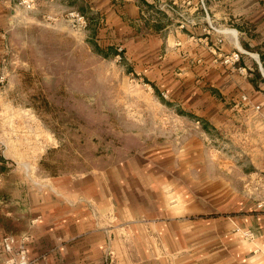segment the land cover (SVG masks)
Masks as SVG:
<instances>
[{
  "label": "crops",
  "instance_id": "crops-1",
  "mask_svg": "<svg viewBox=\"0 0 264 264\" xmlns=\"http://www.w3.org/2000/svg\"><path fill=\"white\" fill-rule=\"evenodd\" d=\"M210 4L36 0L25 11L16 0H0V77L9 63L41 49L38 35L50 38V54L63 41L73 50L79 33L66 14L78 11L90 26L95 13L105 36L137 44V65L154 90L167 92L165 106L182 112L173 117L185 126L188 116L201 122L189 130L167 124L160 146L82 174L44 178L41 125H25L33 115L0 110V239L23 241L29 264H264V210L246 187L264 175V3L230 0L228 15L238 23L222 37L210 29ZM182 9L192 15L180 27L194 28L176 43L160 33ZM217 51L240 52L230 72ZM4 259L0 253V264Z\"/></svg>",
  "mask_w": 264,
  "mask_h": 264
},
{
  "label": "rangeland",
  "instance_id": "rangeland-1",
  "mask_svg": "<svg viewBox=\"0 0 264 264\" xmlns=\"http://www.w3.org/2000/svg\"><path fill=\"white\" fill-rule=\"evenodd\" d=\"M249 1L264 3V0H234V3ZM203 2L212 3V11L208 10L214 19L212 31L222 37L221 31L235 28L238 22L228 15L232 12L227 7L230 0ZM257 6L252 12H258ZM238 12L240 9H235ZM191 15L190 11L176 10V21L160 34L165 38L173 35L178 43L177 35L181 31L193 32L192 25L181 28L179 22L189 23ZM89 21L85 31L75 34L73 50L71 43L63 41L57 43L58 51L50 54L45 48L50 38L38 35L41 49L28 52L26 60L9 63L6 75L1 76L4 79L0 85L5 88L0 91V99L3 98L5 107L0 106V110L6 115H33V120L25 121V125L33 127L35 122L37 127L41 125L43 132L38 140L44 155L38 173L44 178L49 174H82L99 163L117 161L147 147L160 146L167 124L173 130L201 125L189 116L186 126L173 117L182 112L165 106L167 92L154 90L151 77L136 63L138 46L131 42L130 36L124 39L105 36L98 14L90 15ZM221 43L220 39L216 43L219 48ZM217 54L225 72H230L232 66L223 63L230 54L222 51ZM216 139L219 143L226 142Z\"/></svg>",
  "mask_w": 264,
  "mask_h": 264
},
{
  "label": "built area",
  "instance_id": "built-area-1",
  "mask_svg": "<svg viewBox=\"0 0 264 264\" xmlns=\"http://www.w3.org/2000/svg\"><path fill=\"white\" fill-rule=\"evenodd\" d=\"M16 4L25 11H32L35 9L36 0H16ZM65 21L70 29L76 33L85 31L88 26L86 17L78 11L68 12L65 16ZM239 58L240 52L235 51L225 56L223 63L234 67L239 61ZM3 79V77H0V82ZM242 101L247 102V98L243 96ZM246 187L251 198L254 199L256 208L264 210V175H258L255 179L248 182ZM244 235L248 238H252L253 236L250 231H245ZM0 253L5 255L3 264H29L24 242L19 241L14 236L7 235L0 239Z\"/></svg>",
  "mask_w": 264,
  "mask_h": 264
},
{
  "label": "trees",
  "instance_id": "trees-1",
  "mask_svg": "<svg viewBox=\"0 0 264 264\" xmlns=\"http://www.w3.org/2000/svg\"><path fill=\"white\" fill-rule=\"evenodd\" d=\"M253 74H254V77L256 78V79H260V75H259V73L255 70V72H253ZM262 80V79H261ZM263 81V80H262ZM42 164H43V161H42V159H41V161H40V166L42 167ZM49 174V173H48ZM48 176H55V174L53 175V174H49Z\"/></svg>",
  "mask_w": 264,
  "mask_h": 264
}]
</instances>
